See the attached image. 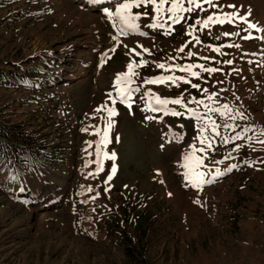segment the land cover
Wrapping results in <instances>:
<instances>
[{
	"label": "rangeland",
	"instance_id": "374dc122",
	"mask_svg": "<svg viewBox=\"0 0 264 264\" xmlns=\"http://www.w3.org/2000/svg\"><path fill=\"white\" fill-rule=\"evenodd\" d=\"M263 1L216 0L238 5L241 13L250 11L248 19L261 27ZM77 2L0 0V264H264V164L249 167L247 163L264 159V149L254 142L249 147L245 138L235 141L241 147L233 151L234 145L221 139L232 133L220 128L202 170L236 167L197 192L185 186L181 165L192 145L201 147L197 129L205 121L173 104L166 106L167 112L144 111L149 103L145 93L151 92L161 98H182L188 109L203 114L207 109L188 101L209 103L201 91L207 89V94L218 93L214 97L218 103L212 106L228 103L247 116L246 121L237 118V131L248 125L258 134L264 128V41L241 39L243 24H224L212 26L210 32L197 26L193 34L201 43L196 44L186 35L188 26L197 15L206 17L214 9L185 13L180 23L168 21L165 34L160 27H147L153 15L149 5L131 10L147 11L148 18L137 21L138 31L121 36V44L116 45L111 37L117 29L105 8L114 12L124 0L93 11L96 15ZM222 32H239V36L223 37ZM67 36H75L78 48L72 44L68 49L66 43L55 49L53 43ZM137 43L151 54H144L147 64L136 69L132 86L139 91L133 94L131 113L117 100L118 114L109 118L105 112L101 120L94 109L111 106L107 93L114 94L115 74L126 70L131 56L123 45ZM208 44L220 47V53L212 52ZM111 46L114 52L109 51ZM181 46L185 49L175 64L199 63L220 71L199 72L193 78L156 67L160 62L173 63L169 57H176L175 49ZM188 51L213 59L187 58ZM66 53L74 58L65 70L74 74L82 70L70 83L54 78ZM104 53L107 59L100 66ZM227 60L233 63H221ZM169 74L184 76L190 83L143 84L145 78ZM207 114L218 124L232 122ZM109 119L110 142L103 152L115 153L116 158L104 159L103 171L89 176L96 167L98 139L90 134L94 132L90 126L102 129ZM215 160L224 162L216 165ZM113 164L116 172L105 185ZM96 193L99 196L91 199ZM46 204L50 207L42 208Z\"/></svg>",
	"mask_w": 264,
	"mask_h": 264
},
{
	"label": "snow or ice",
	"instance_id": "6c2138e0",
	"mask_svg": "<svg viewBox=\"0 0 264 264\" xmlns=\"http://www.w3.org/2000/svg\"><path fill=\"white\" fill-rule=\"evenodd\" d=\"M151 5V11L153 15L150 17V23L147 24L148 28L156 29L160 27L164 29L165 34H168V25L167 22L170 21L172 24L180 23L183 19H185L184 14L188 13L189 16L193 12L203 13L208 11L209 9H214L215 11H210L206 17H201L197 15L194 18L193 24H190L189 31H186V35L191 36L192 40L195 41L196 44H200L201 40L196 37L193 33L198 29L201 32L207 30L211 31L212 26L219 25L223 26L224 24L232 25L236 27L238 24H243L245 27L241 29L245 33L241 37L243 40L250 39H259L264 41V27L257 25L248 19L251 15L250 11L247 13L239 12L238 5L236 4H220L216 2V0H124V2H118L115 6V11L112 12L108 8H105L106 17L112 21L113 27L117 29V33L111 37L112 41L115 42L116 45L121 44L120 37L128 35L129 32L136 33L138 31V23L142 17L148 18L147 11L144 12H135L133 13L131 10L133 8H147ZM167 5V6H166ZM231 9L232 11H223V9ZM166 14V15H165ZM254 33H262L260 36H254ZM140 35H145V33L140 32ZM233 35L239 36V32H222L221 36L230 37ZM219 38V37H217ZM125 47L126 54L130 53L129 62L126 64V70L120 73L115 74L114 82L112 88L113 92L107 93V97L111 102V106L108 104H102L94 109L95 113H100L99 119L103 120V113H107L108 117H112L117 115L114 105L117 103L123 104L129 112L131 113L133 94L139 91V88L133 87L135 84V80L133 79L138 75L136 69L139 67H143L147 64V61L143 58L144 54H151L150 50L144 47L142 44L137 43L135 47H129L127 44L123 45ZM223 47L227 48H240L239 44H224ZM206 47L210 48L212 52L220 53V47L214 46L211 44L206 45ZM185 46H181L176 48L177 52L176 57H169L173 63L166 64L163 62L156 63V67L165 71V72H184L187 73L189 77L198 78L199 72H207L209 74L220 71L215 67H205L203 64L199 63H186L183 65L175 64L174 61L176 59H180L182 57L179 56V53L184 52ZM115 47L110 48L109 51L114 52ZM251 55H256V53H252ZM193 56H197L198 59L211 60V57H200L198 53H194L192 51L187 52V58H191ZM133 57H138V62L133 59ZM107 59V53H104L100 57V66H103ZM221 63H225L231 65L233 63L232 60L221 61ZM249 64L252 63L251 60L248 61ZM199 70V71H197ZM251 70V69H250ZM234 71L239 72V69H234ZM177 81L183 83H190V80L186 79L184 76H176V75H157L151 78H145L143 80V84H165L172 83L175 84ZM191 87L199 89V85L191 84ZM202 93L206 94V99L209 103H205L204 99H195L190 98L188 103H195L196 105L203 106L207 109V112L200 114L196 112L195 109H188L187 106L183 103L182 98H161L159 95H153L151 92H146L145 96L148 97L149 103L145 107L144 111H155L160 112L161 110L167 112V105L173 104L178 105L180 107L185 108L188 112H190L197 120L203 119L205 123L197 129L198 133H200L196 139L199 141L201 147L197 148L195 145L191 146V151H189L184 156V163L181 167L184 169L182 175L183 180L185 182V186H191V188L196 189L197 192L202 191L205 185H210L216 181V179L222 175H225L228 172H232L236 167L235 164L228 165L224 171H221L220 168H215L214 171H203L206 167L205 165V155L212 149L213 143H215V137L220 135L219 129L223 128L226 132H231V135H224L221 137L223 144L228 145L232 143L233 151H239L241 145L236 144L235 141L247 139L249 141V147H251V143L254 142L264 149V128L255 130L253 127L244 125L240 127V130L237 131L235 121L239 118L242 121L247 120V116L241 111H233L231 106L228 103H223L218 107L212 106L213 104H217L218 101L214 100V97L218 95V93L213 92L211 94H207V89H201ZM220 91H223L221 89ZM235 95V93H233ZM238 99V97H237ZM154 101V103H153ZM216 113L221 118L227 117L230 122H225L223 124H218L214 121L211 116L207 113ZM172 115H179L178 112H172ZM97 118V117H93ZM145 119H151L150 117H145ZM112 121L109 119L107 123L103 124V128L100 126H90L94 128V132L90 134H94L98 137L95 142V170L94 172H89V176L97 175L101 171H103V160L111 159L115 160V153H107L103 152V147H105L109 141V129L112 127ZM87 129H81V131H86ZM207 131L211 132V136L205 135ZM252 132L253 135L249 136L248 133ZM86 144L91 145L90 141H87ZM253 151H256L255 148H252ZM200 153V155H197ZM225 158H230V156H226ZM223 160H215L213 164L219 165L222 164ZM264 164V159H260L254 162H247L249 167H254L255 163ZM116 172V165L113 164L110 172L107 174L104 184L107 185L108 181L112 179L113 174ZM12 180H16V177H11ZM126 187V186H125ZM22 190V189H21ZM92 191L91 188L88 189ZM108 191V188L105 187V192ZM171 196V193H168ZM99 196V193H96V196L91 197V199H96ZM193 203L200 204L199 200H194Z\"/></svg>",
	"mask_w": 264,
	"mask_h": 264
},
{
	"label": "bare ground",
	"instance_id": "6f19581e",
	"mask_svg": "<svg viewBox=\"0 0 264 264\" xmlns=\"http://www.w3.org/2000/svg\"><path fill=\"white\" fill-rule=\"evenodd\" d=\"M75 1H78L77 3H80V5L82 4L83 6H85L87 9H90V13L91 14H94L95 12H93V11H98L99 9H103L104 8V6H108V5H110V3H112L114 0H105V1H98V0H75ZM122 1V0H121ZM254 1V0H253ZM257 2V1H256ZM264 2V1H263ZM257 4V3H256ZM97 5H99V7L97 6ZM103 5V6H102ZM112 5V4H111ZM98 7V8H96V7ZM260 8H261V6H260ZM82 10V9H81ZM104 11V10H103ZM87 15V17L89 18V17H96V19H99V18H97V16H90V15H88V14H86ZM94 15H96V14H94ZM103 20H104V18H103ZM110 25V24H109ZM109 27V26H108ZM111 27V26H110ZM116 29V28H115ZM115 31V30H114ZM111 33H112V31H111ZM110 33H108V35H109ZM108 39V38H107ZM76 40L77 39H75V36L73 37V36H67V37H65L64 39H62V40H56L55 41V43H53V44H55V49H60L62 46L64 47V45L67 43V45L65 46V47H67V46H69V48L68 49H72V44H75L74 46H75V49H77L78 47H77V43H76ZM132 40V39H131ZM69 43L71 44V46L69 45ZM113 46H111V48H112ZM68 49H66V50H68ZM62 50V49H61ZM108 51V50H107ZM60 52H62V51H60ZM59 53V52H58ZM63 57V59H61V66L59 67V68H57L56 70H55V76H54V78H55V80H59V81H73V80H77V78L78 77H80L82 74V70L81 71H76L77 73L76 74H74V73H72V71H66L65 70V67H66V65H68V64H71L72 63V60H73V58H74V55L73 54H70V53H66L65 55H63L62 56ZM76 60V59H75ZM77 61V60H76ZM70 67V66H69ZM74 70V69H73Z\"/></svg>",
	"mask_w": 264,
	"mask_h": 264
},
{
	"label": "trees",
	"instance_id": "16d2710c",
	"mask_svg": "<svg viewBox=\"0 0 264 264\" xmlns=\"http://www.w3.org/2000/svg\"><path fill=\"white\" fill-rule=\"evenodd\" d=\"M1 149H2V147H1V145H0V153H1Z\"/></svg>",
	"mask_w": 264,
	"mask_h": 264
},
{
	"label": "water",
	"instance_id": "95a60500",
	"mask_svg": "<svg viewBox=\"0 0 264 264\" xmlns=\"http://www.w3.org/2000/svg\"><path fill=\"white\" fill-rule=\"evenodd\" d=\"M49 207H47V209H48ZM46 209V208H45Z\"/></svg>",
	"mask_w": 264,
	"mask_h": 264
}]
</instances>
